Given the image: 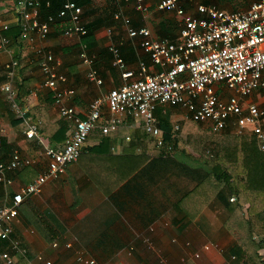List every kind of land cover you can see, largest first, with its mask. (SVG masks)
Returning <instances> with one entry per match:
<instances>
[{
  "label": "built area",
  "instance_id": "obj_1",
  "mask_svg": "<svg viewBox=\"0 0 264 264\" xmlns=\"http://www.w3.org/2000/svg\"><path fill=\"white\" fill-rule=\"evenodd\" d=\"M124 1L141 11L148 6V0ZM49 6L51 1L45 0L44 7ZM44 7L41 0H13L12 10L21 38L33 40L37 36L44 39L53 24L59 26L67 38H79L87 33L83 9L75 0H62L54 12L44 13ZM157 8L172 11L179 17L176 37L154 35L148 26L134 27L122 11L113 14L115 20L123 23L129 37L140 38V47L151 68L142 59L138 61L136 71L128 69L119 46L110 45L112 63L122 69L126 81L91 99L83 115L66 100V95H72L74 89L60 87L66 77L58 71L59 61L51 51H37L43 79L41 86L52 91L59 116L68 122L66 139L55 146L43 141L40 120H25L29 108L20 103L14 82L20 61L9 49L11 37L3 34L10 25L1 18L3 7L0 0V50L9 53L0 91L6 94L15 116L25 120L26 139L41 144L46 156V166L35 178L11 194L5 192L2 198L0 241L4 244L0 247V264H19L20 258L25 259V264H52L41 253L34 255L41 261L39 263L28 257V249L14 235V221L26 197L39 192L47 180L65 173L70 163L89 149L88 136L95 128L105 135L116 132L121 124L131 119L134 126L144 128L150 134L156 155H176V133L180 127L176 123L164 131L157 115L158 107L171 105L182 108L189 119L205 123L208 131L213 133L230 129L237 134L254 135L259 149L264 152V106L244 100L264 88V0H251L247 8L239 10H228L216 4H198L195 12H189L179 0H158ZM79 57L87 66L86 78L100 84L102 79L95 67L94 56L82 47ZM3 143L4 138L0 135V148ZM111 148L115 149V146ZM9 151L6 160L0 156V183L4 185L11 184L15 169L35 160L17 147ZM255 238L261 240L264 235H255ZM59 243L66 248L72 247L66 233L51 241L54 247ZM209 246L210 243H206L203 248ZM260 254L264 260V246L260 248ZM199 255L198 251L193 253L194 257ZM75 257L82 264H99L82 249L76 250Z\"/></svg>",
  "mask_w": 264,
  "mask_h": 264
},
{
  "label": "crops",
  "instance_id": "obj_2",
  "mask_svg": "<svg viewBox=\"0 0 264 264\" xmlns=\"http://www.w3.org/2000/svg\"><path fill=\"white\" fill-rule=\"evenodd\" d=\"M250 1L179 0L182 7L189 12H195L198 4H216L228 10L245 9ZM157 2L158 0H148L145 11L135 9L124 0H88L85 4H79L83 9L84 20L86 24L90 25L92 31V37L87 41L82 40V36L79 38L65 37L60 31V27L55 24L51 26L44 39L34 36L33 40H29L21 38L19 35L15 40L11 38L9 49L20 61L19 70L14 80L18 88L20 103L32 111V118L27 116V119L40 120V129L44 122L58 123L66 127L63 140L54 143L48 142L42 137L45 143L61 145L66 139L69 129L67 120L58 114L53 102L52 91L41 86L43 79L37 51L39 49L51 51L59 61L58 71L66 77L60 87L74 89L72 95H66V100L69 104L75 105L79 114L83 115L91 99L105 94L110 88L119 86L126 81L122 77V69L112 63V54L108 48L110 45L119 46L120 55L128 69L136 71L138 61L142 59L146 60L148 67L151 68L147 55L140 47V38L128 36L123 23L114 19L115 12L122 11L129 17L130 24L134 27H150L154 35H168L172 38L177 36L179 17L172 11L158 9ZM1 4L3 7L1 18L10 27L18 26L16 15L12 10L13 0H1ZM108 28L110 32H108ZM82 47H85V51L95 58V67L102 79L100 84L86 78L87 66L80 61L79 57ZM8 59L9 53L0 50V84L5 80L4 63ZM21 79L26 80L23 87L19 86L21 82L17 83ZM260 93L261 89L256 91L252 97L244 100L249 99L261 105L264 98H261ZM4 99H6L4 103L0 102V135L4 138L0 155L5 158L12 147L19 148L23 154L30 155L35 159L31 166L34 167L37 176L46 166V156L42 152L43 146L36 141L26 139L24 135L26 125L22 122L23 119L15 116L13 110H11L13 115H9L7 109L12 108H8L10 105L6 94L0 91V101ZM158 110L170 112L168 119L170 128L168 129L178 124L179 130L183 132L208 131L205 123L189 119L180 107L166 105L158 107ZM27 119L25 117V120ZM131 127L136 126L133 125L131 119H128L120 125L116 132L107 134L109 135L107 137L108 145L103 147L108 148L109 154L117 155L124 152L125 145L130 141V138L127 139L126 136L131 135ZM193 127L196 128L192 129ZM105 136L100 133L98 128L93 129L87 140L89 149L83 151L75 161L70 163L67 171L61 174V178L47 180L39 192L28 196L58 230L57 237L61 233H66L72 241V247L66 248L62 243H59L58 247L52 246L51 242L32 226L21 211L15 219L14 235L19 237L28 249V257L32 258L34 263L41 262L34 256L36 253H41L42 257L50 259L52 264H82L76 260V250L82 249L93 257L88 251V242L98 237L109 226H113L116 220L122 219L114 203L107 199L114 189L113 185L115 186L120 181L121 177L117 178L116 175H125L131 165L128 164L129 162H125L121 173L116 171V174H108L106 178L104 176L97 178L99 170L104 169L106 165L103 164L101 158H94L96 152H93L92 149L105 140ZM141 143L146 145L148 155L156 156L150 136L147 139H141ZM112 146H115V149H112ZM217 151L218 143L211 140V155L215 156ZM173 156H176L179 161L194 166L201 165L198 161L193 162L180 152ZM11 177L13 181L10 185L0 183V204L5 192L11 193L22 184L29 182H25L18 174H11ZM58 190H60V194L57 195V204L62 203L63 209L64 205H67L69 210L67 209L65 213L79 219L71 227L66 225L52 207V204L57 201L52 199L53 193ZM231 197L235 199L231 200ZM230 200L240 203L243 210L249 204L244 193H240L238 196L232 195ZM140 202L143 204L142 200L137 201L136 205H141ZM117 204L121 206L118 197ZM131 212L134 210L131 209ZM135 215L136 213L131 214L130 216L133 217H129L130 221L125 220L124 222L134 232H137L134 226L141 224L142 221L138 223L135 220ZM228 215L229 211L217 198L205 206L192 220L183 217L182 212L178 209L170 210L154 220L149 226L138 229L139 233L132 240L133 242L128 246L119 247L118 252L104 264H230V255L225 249L231 244L234 236L223 227V219ZM118 228L121 232L124 231V227H121L120 224ZM257 233L264 235L263 231ZM60 241L62 240L60 239ZM2 242L0 241L1 245H3ZM206 243L211 245L208 249L203 248ZM115 244L109 248H113ZM196 251L199 252V257L193 256ZM183 257H185V261H182ZM19 264H25V259L20 258Z\"/></svg>",
  "mask_w": 264,
  "mask_h": 264
},
{
  "label": "trees",
  "instance_id": "obj_3",
  "mask_svg": "<svg viewBox=\"0 0 264 264\" xmlns=\"http://www.w3.org/2000/svg\"><path fill=\"white\" fill-rule=\"evenodd\" d=\"M50 1L51 6L44 7L45 0H41L44 13L54 12L62 4V0ZM75 1L82 5L88 0ZM86 25L88 31L82 36L84 41L92 37L90 25L88 23ZM3 34L15 40L20 34V29L18 26H12L4 30ZM19 82H21L19 86L23 87L26 80L21 79L17 83ZM5 100L0 102L4 103ZM8 108L11 107L8 106ZM11 110L7 109L9 115L12 116ZM169 113L168 110L157 111L159 124L164 131L170 128ZM31 115L32 111L28 109L25 114L26 119L27 116L32 118ZM22 122L26 125L24 120ZM65 130L66 127L62 124L44 122L40 132L46 141L56 143L64 139ZM130 134L128 135L130 141L127 142L121 154H109L108 148L103 147L108 145L109 135L107 134H105V140L92 149L96 152L94 158H101L103 164L106 165L104 169L99 170L97 178H103V176L106 178V175L116 174V171L121 173L125 162L131 165L125 175H116L117 178L121 177L120 181L115 186L113 185L114 189L107 199L114 203L122 219L116 220L113 226H109L98 237L88 242V251L99 264H104L116 254L119 247L130 245L140 229L149 226L170 210L178 209L183 217L192 220L216 198L229 211V215L223 219V227L234 236L231 244L225 249L230 255V264H264L260 254V248L264 246V238L261 240L255 238V235L260 234L257 232H264V152L259 149L254 135L237 134L230 129H225L220 133L178 130L176 133L178 152L193 162L201 163V165L194 166L179 161L176 156L170 154L148 155L146 145L141 143V139H147L150 136L144 128L131 127ZM211 140L218 143L215 156L211 155L208 149L205 150L206 144ZM13 174H18L25 182L36 177V171L31 164L15 169ZM59 178L61 175L53 180ZM240 193H244L248 198L249 204L245 210L242 209L240 203L230 200V196H238ZM59 194L60 190L54 192L52 199L57 200ZM117 197L121 206L117 204ZM142 200L143 204L140 202L141 205H136L137 201ZM57 202L58 200L52 204L54 211L68 227H71L79 219L65 213L69 207L64 205L63 209L62 203L57 204ZM49 203L51 204V201ZM131 209L134 212H131ZM20 211L48 241L51 242L57 237L58 230L30 197L22 201ZM133 213H136L135 220L138 223L142 221L141 224L134 226L137 232H134L124 222L125 220L130 221L129 217H133L130 216ZM119 224L124 227V231L119 230ZM114 244L113 248H109Z\"/></svg>",
  "mask_w": 264,
  "mask_h": 264
},
{
  "label": "rangeland",
  "instance_id": "obj_4",
  "mask_svg": "<svg viewBox=\"0 0 264 264\" xmlns=\"http://www.w3.org/2000/svg\"><path fill=\"white\" fill-rule=\"evenodd\" d=\"M260 94H261V98H264V88L261 89V93H260ZM254 95H255V94H254ZM250 97H252V95H251ZM250 97H249V98H250ZM260 104H261V105H264V100H263V102H261ZM195 128H196V127H193L192 129H195ZM197 131H198V130H197ZM206 145H207V146H206L205 150L208 149V152H209V151H210V142L207 143ZM260 234H261V233H260ZM261 235H263V234H261Z\"/></svg>",
  "mask_w": 264,
  "mask_h": 264
}]
</instances>
